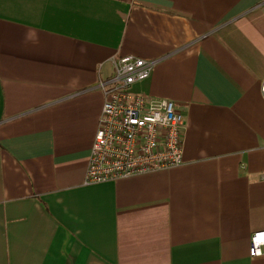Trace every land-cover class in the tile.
Returning a JSON list of instances; mask_svg holds the SVG:
<instances>
[{
    "label": "crops",
    "instance_id": "obj_1",
    "mask_svg": "<svg viewBox=\"0 0 264 264\" xmlns=\"http://www.w3.org/2000/svg\"><path fill=\"white\" fill-rule=\"evenodd\" d=\"M127 55L183 162L85 184ZM263 81L264 0H0V264H264Z\"/></svg>",
    "mask_w": 264,
    "mask_h": 264
},
{
    "label": "built area",
    "instance_id": "obj_2",
    "mask_svg": "<svg viewBox=\"0 0 264 264\" xmlns=\"http://www.w3.org/2000/svg\"><path fill=\"white\" fill-rule=\"evenodd\" d=\"M113 64V74L98 83L104 103L85 184L166 170L183 162L185 117L175 101L132 90L150 76L156 61L127 55ZM261 90L264 95V81ZM263 252L264 230L251 238V254Z\"/></svg>",
    "mask_w": 264,
    "mask_h": 264
}]
</instances>
